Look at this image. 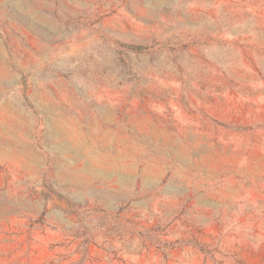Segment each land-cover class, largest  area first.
Instances as JSON below:
<instances>
[{
	"label": "rangeland",
	"instance_id": "rangeland-1",
	"mask_svg": "<svg viewBox=\"0 0 264 264\" xmlns=\"http://www.w3.org/2000/svg\"><path fill=\"white\" fill-rule=\"evenodd\" d=\"M0 264H264V0H0Z\"/></svg>",
	"mask_w": 264,
	"mask_h": 264
}]
</instances>
